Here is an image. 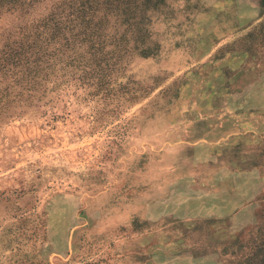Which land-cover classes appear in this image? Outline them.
I'll list each match as a JSON object with an SVG mask.
<instances>
[{"label": "rangeland", "instance_id": "obj_1", "mask_svg": "<svg viewBox=\"0 0 264 264\" xmlns=\"http://www.w3.org/2000/svg\"><path fill=\"white\" fill-rule=\"evenodd\" d=\"M120 1L0 0V264H240L264 237V0Z\"/></svg>", "mask_w": 264, "mask_h": 264}, {"label": "trees", "instance_id": "obj_2", "mask_svg": "<svg viewBox=\"0 0 264 264\" xmlns=\"http://www.w3.org/2000/svg\"><path fill=\"white\" fill-rule=\"evenodd\" d=\"M113 2H117L118 6L120 4V0H113ZM82 3L79 4L77 11L81 12L83 9H81L82 7ZM119 9H123L122 7ZM76 17H79V15H77ZM37 53V57L33 60H31V62L33 63V66L30 68H25L23 70H19L20 75L17 76V73L15 72V81H17L18 79L24 81L25 79L29 80H35L37 78H39L40 76L42 77V75L44 76L47 73V69H52V63L49 62V60H51V57L47 58H42L45 55L42 54L43 51L40 52V50L36 51ZM35 54V53H34ZM5 62H7L6 60H3V62L0 63V71L2 70H7V65H5ZM28 63V62H27ZM26 81V83L28 82ZM32 83V82H31ZM253 255L250 258H246L242 261V263L240 264H264V237L261 240H258L254 246H253Z\"/></svg>", "mask_w": 264, "mask_h": 264}]
</instances>
